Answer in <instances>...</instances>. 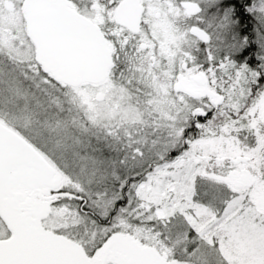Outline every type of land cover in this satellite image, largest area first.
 I'll return each instance as SVG.
<instances>
[{
    "label": "snow or ice",
    "instance_id": "obj_1",
    "mask_svg": "<svg viewBox=\"0 0 264 264\" xmlns=\"http://www.w3.org/2000/svg\"><path fill=\"white\" fill-rule=\"evenodd\" d=\"M0 264H264V0H0Z\"/></svg>",
    "mask_w": 264,
    "mask_h": 264
}]
</instances>
